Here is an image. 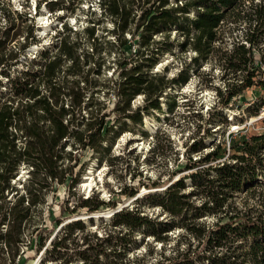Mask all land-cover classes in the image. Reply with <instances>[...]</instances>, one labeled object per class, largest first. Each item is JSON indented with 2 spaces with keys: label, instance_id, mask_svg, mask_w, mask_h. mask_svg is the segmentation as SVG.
<instances>
[{
  "label": "trees",
  "instance_id": "trees-1",
  "mask_svg": "<svg viewBox=\"0 0 264 264\" xmlns=\"http://www.w3.org/2000/svg\"><path fill=\"white\" fill-rule=\"evenodd\" d=\"M9 2L0 0V76L8 83L6 90H0V264H15L20 256L29 211L43 203L46 193L55 191L57 184L63 185L68 176L69 187L77 181L72 171L79 161L76 150L90 148L98 152L107 148L102 143L107 141L108 132L114 130L113 125H105V117L113 112L116 121L129 119L140 125L142 114L162 113L159 98L167 86H179L187 81L191 69L187 64L172 78L160 72L149 73L158 55L175 48L181 52L190 48L195 52L192 65L198 66L200 61L213 57L223 69L224 77H239L238 83L231 87L229 81L224 84L226 96L216 90L219 109L227 107L246 88L264 89V0H174L172 5L171 0H97L100 18L90 19V25L80 32L63 23L64 34L58 31L54 41L39 48L37 57L21 70L15 69V65L30 48L28 39L30 43L36 34L30 23L25 32L17 27L16 20L25 21L27 12L11 10ZM64 2L36 0L34 7L37 12L44 5L53 12L66 8ZM106 19L113 25L108 33L114 36L118 48L127 44V33L139 45L128 54L121 49L122 57L116 59L108 83L99 85L89 80L91 74H100L99 62L92 61V66L89 63L98 51L97 44L102 42L96 28ZM228 22L234 28L244 24L243 33L230 48L224 49L219 29ZM172 30L182 39L170 38ZM154 35L162 39L154 40ZM20 37L23 43L18 40ZM83 42H89L91 52L82 53ZM93 86L104 88V95L111 93L114 101L110 111H104L105 101L98 100L99 89ZM139 94L143 95L144 105L132 112L130 102ZM245 109L250 111L249 106ZM83 111L90 120L83 121ZM221 111L218 110L219 115ZM213 121L211 116L208 123ZM117 134L116 131L114 136ZM193 142L188 147L190 153L199 150V142ZM67 146L75 150L73 156L71 151L66 152ZM237 146L239 150L230 153L229 159L186 176L195 185L191 195L202 197L201 205L192 207L185 202V175L180 176L162 193L145 196L167 219L140 214L139 206L122 208L112 213L110 229L103 235L92 234V242L89 234H85L81 242L86 245L75 255L82 264H128L124 258L135 233L141 231L144 241L151 237L164 244L168 232L178 228L196 240L202 250L191 249L187 243L186 248L176 247L173 255L164 256L156 264H264V191L259 178L264 175V132L231 147ZM220 148L221 144L216 145L199 161L194 160L191 168L216 159ZM66 160L71 165L67 166ZM20 164L30 167L29 178L25 192L14 189L11 201L10 181L17 176ZM243 192L245 205L249 198L263 195L259 202L262 213L252 215L248 206L242 210L234 204L235 197ZM118 194L133 196L135 192L120 190ZM104 204L95 196H88L79 198L78 207L92 213ZM186 205L192 208H185ZM74 211L72 208L71 212ZM205 214L216 216L211 225L197 222ZM84 228L82 219L68 222L61 236L52 240L51 251L67 248L73 242L74 231ZM29 244L38 248L44 245L33 236Z\"/></svg>",
  "mask_w": 264,
  "mask_h": 264
},
{
  "label": "rangeland",
  "instance_id": "rangeland-1",
  "mask_svg": "<svg viewBox=\"0 0 264 264\" xmlns=\"http://www.w3.org/2000/svg\"><path fill=\"white\" fill-rule=\"evenodd\" d=\"M35 1L10 0L8 3L11 10L27 12L25 21L16 20L17 27L21 31L25 32L29 23L34 26L36 36L34 40H30V43L28 39L30 48L34 44L38 45V49L47 46L54 41V36L58 31L64 34L63 23L72 30L80 32L85 26L90 25V19L100 18L97 0H65L66 8L55 9L53 12H49L44 5L36 12ZM170 3V5L174 4V0ZM29 17L32 18L31 22ZM45 25H48V29L44 30ZM243 26L244 24L240 28H234L228 22L220 27L219 34H221V45L224 49L230 48L233 41L241 38ZM112 27L110 20L106 19L96 28V35L99 40L102 39V42L97 44L98 51L91 56L89 64L92 66V61L99 62L101 72L99 75L91 74L89 80L99 85L108 83L110 73L116 66V59L122 57L120 50L128 54L139 45L138 40L133 41L127 33L125 36L127 44L121 49L118 48L114 36L108 33ZM170 38L182 39L174 30ZM153 39H162V36L154 35ZM18 40L23 43L22 37ZM104 40H109V43L103 42ZM153 45L156 46L155 43ZM90 47L89 42H83L80 49L82 53H88L91 52ZM30 48L21 54L23 56H20L15 69H25V64L37 57L38 49ZM194 56L195 52L190 48L184 52L175 48L171 52L157 56V64L151 68L149 73L160 72L165 74L166 78H172L185 67V64L191 68L184 84L179 86L171 84L163 91L159 98L162 113L149 111L148 114H142V124L139 125L129 119L119 118L116 121L115 114L111 112L105 117V125H113L114 131H109L107 141L102 143V146L107 148L98 152L90 148L76 150L75 156L79 158V161L75 162L76 165L72 171L77 181L69 187L67 182L70 177L68 176L63 185L57 184L54 186L55 191L46 193L43 203L29 211V219L23 229L24 244L20 248L21 254L16 258L15 264H82V260L75 253L86 245L81 242L83 236L89 234L93 242L92 234L103 235L110 229L109 219L112 213L122 208L134 209L139 206L140 214L162 220L167 219L168 217L160 208L152 205V200L145 196L148 193H162L165 187L180 176L185 175V188L183 189L187 196L185 202L190 203L192 207L201 205L202 197L197 194L191 195L195 191V185L186 176L195 170L229 159L230 153H236L239 150V146L232 148V145H241L242 140L249 136L264 132V104H262L264 103V89L259 90L257 86L246 88L238 95L239 97L235 96L227 107L219 109L217 108L216 90L219 89L226 96L224 84L229 81L231 87L238 83L239 77L237 79H227L231 77L230 75L224 77L223 69L213 57L200 61L198 66H194L191 63ZM133 58L135 59L134 56ZM196 69L197 71H193ZM0 78V85H2L0 90H6L8 85L6 78L1 76ZM93 89H99L96 97L100 101H105L104 111H110L114 101L111 93L104 95L106 90L101 86H93ZM143 105L142 94L136 95L130 102L132 112ZM248 106L250 111L245 109ZM218 110H222L220 115ZM255 111L257 114H254ZM82 113L84 122L90 120L86 111ZM211 116L214 123L209 124L208 119ZM116 131L118 132L117 137L114 136ZM193 141L199 142V150L190 153L188 147ZM219 144L221 148L216 159L199 163L191 168L194 160L199 161ZM65 149L66 152L71 151L72 156L74 155L75 150L70 146ZM65 164L69 166L71 162L66 160ZM29 168L23 164L17 167V176L10 181L13 187V192L9 195L11 201L14 199L12 195L15 192L14 189L18 193L25 192ZM84 176H89L90 180L88 178L83 185ZM259 178L264 191V175ZM120 190L122 192L131 190L135 194L133 196L118 194ZM243 194L244 192L235 197L234 204L242 210L248 206L251 208L252 215L262 213L259 202L262 201L263 195L249 198L246 201L248 205H245L242 199ZM88 196H95L105 204L97 211L88 213L85 208L78 207L79 198ZM111 202L112 204H109ZM191 206L186 205L185 208H192ZM72 208L74 212H71ZM93 213L98 214L99 220H95ZM90 215L93 217L87 219ZM82 216H85L87 220ZM262 217L264 219V211ZM76 219H82L85 225L84 230L74 231L73 242L68 244L67 248L52 252V240L55 236H61L68 222ZM215 219L216 216L205 214L198 218L197 222L211 225ZM31 236L36 237L37 242H43L44 245L38 248L37 245L29 244ZM187 243L191 244V249L202 250L198 247L196 240L178 228L168 232L164 244L154 241L151 237L145 238L144 241L142 232L139 231L135 233L134 241L124 259L129 262L128 264H134L132 261L135 259H139L135 264H156L163 260L164 256L173 255L176 247L179 250L186 248Z\"/></svg>",
  "mask_w": 264,
  "mask_h": 264
},
{
  "label": "bare ground",
  "instance_id": "bare-ground-1",
  "mask_svg": "<svg viewBox=\"0 0 264 264\" xmlns=\"http://www.w3.org/2000/svg\"><path fill=\"white\" fill-rule=\"evenodd\" d=\"M48 27V25H45V26H43V29L45 30L46 28ZM48 29V28H47ZM30 49H38V45L37 44H34L33 46H31V48ZM161 63V62H160ZM157 64V63H156ZM146 123H147V125H148V121H146ZM154 124V123H153ZM150 126V125H149ZM85 178H84V183H83V185L86 183V181L88 180V178H89V176H84ZM91 177V176H90ZM89 180H90V178H89ZM89 182V181H88ZM91 182V181H90ZM91 185H92V183H90ZM89 184V185H90ZM93 215L95 216V220L96 219H98L99 220V217H98V214L97 213H93ZM106 215V214H105ZM84 219H86V217L85 216H82ZM87 220V219H86ZM92 223V222H91ZM92 226V225H91Z\"/></svg>",
  "mask_w": 264,
  "mask_h": 264
},
{
  "label": "water",
  "instance_id": "water-1",
  "mask_svg": "<svg viewBox=\"0 0 264 264\" xmlns=\"http://www.w3.org/2000/svg\"><path fill=\"white\" fill-rule=\"evenodd\" d=\"M91 217H93V216H91V215H90V216H87V219H89V218H91Z\"/></svg>",
  "mask_w": 264,
  "mask_h": 264
}]
</instances>
